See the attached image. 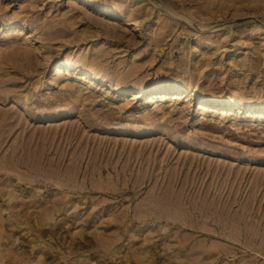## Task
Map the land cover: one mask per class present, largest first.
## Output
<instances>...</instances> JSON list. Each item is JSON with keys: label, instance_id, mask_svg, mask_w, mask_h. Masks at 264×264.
<instances>
[{"label": "rangeland", "instance_id": "rangeland-1", "mask_svg": "<svg viewBox=\"0 0 264 264\" xmlns=\"http://www.w3.org/2000/svg\"><path fill=\"white\" fill-rule=\"evenodd\" d=\"M92 2L0 0V264H264V0Z\"/></svg>", "mask_w": 264, "mask_h": 264}, {"label": "bare ground", "instance_id": "bare-ground-1", "mask_svg": "<svg viewBox=\"0 0 264 264\" xmlns=\"http://www.w3.org/2000/svg\"><path fill=\"white\" fill-rule=\"evenodd\" d=\"M86 3H87V5H89L90 6V4H92L93 5V3L94 2H92V0H84ZM113 14H115V15H117L118 14V12H115V11H112V10H109V15H113ZM135 21H136V19H135ZM78 67H79V65H78ZM79 69H81V67L79 68ZM56 72H59V71H61V67L60 66H57L56 67V70H55ZM82 77H83V79H85V80H91V81H95V80H100V82H102V81H104V79L100 76H97V74L96 73H94V72H91V71H88V70H83V73H82ZM117 90L119 89V88H117V87H115ZM151 90H149L150 92H151V95L153 96V97H157L160 93H158V92H163V91H168V90H175V91H179V93L180 92H182V91H184V87L182 86V85H180V84H176V83H159V84H153V85H151ZM144 90V88H142L140 91H141V93H142V91ZM138 93V92H137ZM140 94V93H139ZM139 94H137V95H135V97H137V96H140ZM161 95H163V93H161L160 94V96ZM212 99L211 98H202V100L198 103V106L199 107H204V106H206V104L207 103H212V104H219V103H216V102H212L211 101Z\"/></svg>", "mask_w": 264, "mask_h": 264}]
</instances>
